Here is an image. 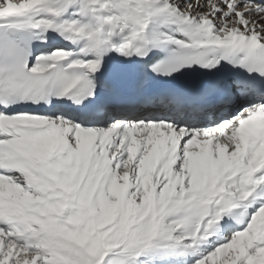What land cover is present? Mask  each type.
<instances>
[{
  "label": "snow or ice",
  "instance_id": "1",
  "mask_svg": "<svg viewBox=\"0 0 264 264\" xmlns=\"http://www.w3.org/2000/svg\"><path fill=\"white\" fill-rule=\"evenodd\" d=\"M0 264H264V0H0Z\"/></svg>",
  "mask_w": 264,
  "mask_h": 264
}]
</instances>
